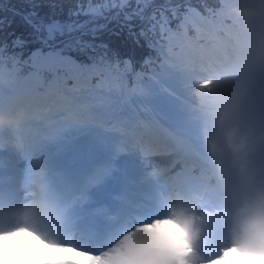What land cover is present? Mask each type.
<instances>
[{
	"label": "clouds",
	"instance_id": "9594fccd",
	"mask_svg": "<svg viewBox=\"0 0 264 264\" xmlns=\"http://www.w3.org/2000/svg\"><path fill=\"white\" fill-rule=\"evenodd\" d=\"M220 11L244 35L264 22V0H222ZM262 65L257 34L215 70L197 67L179 83L211 200L205 188L173 178L148 208L125 202L101 228L73 220L36 166L35 179L0 200V264H264V103L254 99ZM33 123L54 121L8 99L0 106V134L16 136ZM126 145L119 140L115 150ZM161 176L146 165L138 179L160 184Z\"/></svg>",
	"mask_w": 264,
	"mask_h": 264
},
{
	"label": "snow or ice",
	"instance_id": "6c2138e0",
	"mask_svg": "<svg viewBox=\"0 0 264 264\" xmlns=\"http://www.w3.org/2000/svg\"><path fill=\"white\" fill-rule=\"evenodd\" d=\"M22 2L21 8L11 3L0 6V106L6 96L19 103L12 84L14 74L24 68L30 69L28 77L38 79L37 91L55 100V111L49 108L47 115L61 116L83 100H99V105L77 108V121L82 123L102 119L111 127L105 114L116 117L111 107L116 100L154 105L163 99L174 113L172 123L163 125V138L155 131L159 121L131 117L118 137L144 161L178 156L170 166L171 175L178 179L187 171L184 184L205 188L211 200L212 182L198 166L187 120L175 103L181 97L176 86L183 75L201 66L215 70L244 49L247 41L264 35V22L253 33H240L220 11L222 0H75L71 8L66 0ZM125 32L135 37L133 44L142 40L149 48L139 69L134 52L126 50L127 41L122 40ZM153 56L160 61V72L145 80L144 69L153 64ZM254 91V99L264 103V65L257 71ZM8 144L22 149L34 142L13 139ZM4 148L5 143H0V151Z\"/></svg>",
	"mask_w": 264,
	"mask_h": 264
},
{
	"label": "trees",
	"instance_id": "16d2710c",
	"mask_svg": "<svg viewBox=\"0 0 264 264\" xmlns=\"http://www.w3.org/2000/svg\"><path fill=\"white\" fill-rule=\"evenodd\" d=\"M9 3H11L13 6L17 7V8H21L23 7V2L22 0H0V6L8 5ZM75 0H66V6L71 8L74 6ZM128 33L125 32L124 36L122 38L123 41H127L128 40ZM128 48V45H127Z\"/></svg>",
	"mask_w": 264,
	"mask_h": 264
},
{
	"label": "rangeland",
	"instance_id": "374dc122",
	"mask_svg": "<svg viewBox=\"0 0 264 264\" xmlns=\"http://www.w3.org/2000/svg\"><path fill=\"white\" fill-rule=\"evenodd\" d=\"M36 63H37V64H38V63H41V61H40L39 59H37Z\"/></svg>",
	"mask_w": 264,
	"mask_h": 264
}]
</instances>
